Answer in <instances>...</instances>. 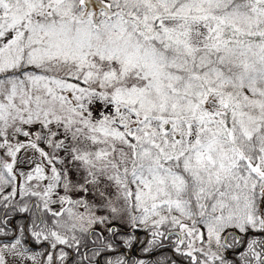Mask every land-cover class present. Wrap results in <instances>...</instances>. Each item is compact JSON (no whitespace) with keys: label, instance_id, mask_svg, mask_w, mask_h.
Listing matches in <instances>:
<instances>
[{"label":"snow or ice","instance_id":"1","mask_svg":"<svg viewBox=\"0 0 264 264\" xmlns=\"http://www.w3.org/2000/svg\"><path fill=\"white\" fill-rule=\"evenodd\" d=\"M0 264H264V0H0Z\"/></svg>","mask_w":264,"mask_h":264}]
</instances>
